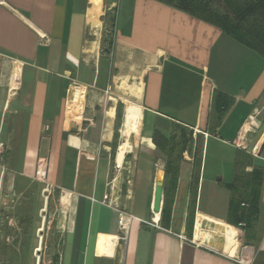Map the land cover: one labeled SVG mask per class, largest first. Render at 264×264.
I'll return each instance as SVG.
<instances>
[{"label":"crops","instance_id":"0c3cea01","mask_svg":"<svg viewBox=\"0 0 264 264\" xmlns=\"http://www.w3.org/2000/svg\"><path fill=\"white\" fill-rule=\"evenodd\" d=\"M129 104L142 111L140 139L119 166ZM263 110L264 58L165 3L0 0V205L16 228L0 264H264ZM253 170L256 211L238 229L229 202ZM39 183L41 213L57 197L55 223L29 238ZM119 212L131 218L124 236Z\"/></svg>","mask_w":264,"mask_h":264},{"label":"trees","instance_id":"16d2710c","mask_svg":"<svg viewBox=\"0 0 264 264\" xmlns=\"http://www.w3.org/2000/svg\"><path fill=\"white\" fill-rule=\"evenodd\" d=\"M157 1L221 28L225 33L264 58V0ZM110 28L111 30L113 28L112 21H110ZM222 107L225 108V105ZM153 142L156 146L159 145L154 138ZM242 181H244L245 189L241 198H231L229 202V215L235 217V220L231 219L229 222L236 226L252 218L256 211L260 171L253 170L251 176L246 179L242 178ZM167 212L168 203L163 208V220L168 218Z\"/></svg>","mask_w":264,"mask_h":264},{"label":"rangeland","instance_id":"374dc122","mask_svg":"<svg viewBox=\"0 0 264 264\" xmlns=\"http://www.w3.org/2000/svg\"><path fill=\"white\" fill-rule=\"evenodd\" d=\"M107 31L110 33L111 32V28H110V20L109 23L107 24ZM108 33V39H110V34ZM141 110V109H140ZM142 114V111H141ZM258 117L260 118L261 121V125L259 126V128L257 129V132L255 134V139L253 144H255L258 140V138L261 136L262 133H264V110L263 112H259L258 113ZM138 137V138H137ZM140 137L136 136L135 134H132L130 136V143L131 146L132 144H135V142L139 141ZM261 145H263L261 143ZM254 145L249 146L248 148H246L247 150L254 152ZM264 148V147H263ZM262 148V151H264V149ZM261 151V150H260ZM6 155V146L0 143V177L6 173V171L4 170V168L1 166L3 163V159L5 158ZM241 176H243L241 173H238V177L240 178ZM242 179V178H241ZM30 191L31 193L34 194V199L36 200L35 202H30V205H32V208L29 209L30 215H29V231H30V235L29 238H31V232L35 231L36 228H43L45 232L49 231L54 223L52 222V225L49 222L48 216L51 212H53L54 210H56V206H57V197L54 194V200L49 201L48 203V207L45 210L44 213H41L40 210L44 208V205L47 204L46 200L48 197V188L46 187L45 184L43 183H39L35 186L30 187ZM6 192V188L2 187V191H1V198L4 200H7V198L3 197L2 194H4ZM7 203V202H6ZM203 206V203H202ZM7 208L5 207V205L1 204L0 205V246L1 245H5V236L9 234L10 230H15V226H12L9 224V219L8 216L6 214L7 211L3 212L2 209ZM40 214V215H39ZM58 214H55V216L53 217L54 219H57ZM55 221V220H54ZM50 225V226H49ZM192 226V224H191ZM48 227L49 230L47 229ZM238 229H240V227L237 226ZM51 231V230H50ZM36 238V237H34ZM238 239V236H237Z\"/></svg>","mask_w":264,"mask_h":264},{"label":"bare ground","instance_id":"6f19581e","mask_svg":"<svg viewBox=\"0 0 264 264\" xmlns=\"http://www.w3.org/2000/svg\"><path fill=\"white\" fill-rule=\"evenodd\" d=\"M134 89H135L136 94H138L140 92L139 87H135ZM141 123H142V114H141L140 108L136 107L134 105H130V104L127 105L125 112H124L123 126H122V129L120 131L121 142L118 146L117 153H116V161H117V164L119 166H121L125 155L132 150V146L130 143V136L132 134L139 136V133L141 131ZM142 142L147 143L143 140H142ZM135 144H136V142H135ZM147 144H149V143H147ZM239 145H240V147H242V145H243L242 141H239ZM199 225H200V222H199ZM198 233H199V231L197 229L196 234H198ZM199 235L201 236L202 234L199 233ZM214 237H216V236H214ZM224 244H225L224 237L218 236L215 240L214 247H220L223 251Z\"/></svg>","mask_w":264,"mask_h":264},{"label":"built area","instance_id":"2783aa9c","mask_svg":"<svg viewBox=\"0 0 264 264\" xmlns=\"http://www.w3.org/2000/svg\"><path fill=\"white\" fill-rule=\"evenodd\" d=\"M238 147H240L239 144H237ZM41 172V175H40ZM36 179L42 180L44 178V164L43 162H39L38 170L36 173ZM131 221V218L126 213L119 212L118 215V230L119 233L124 236L128 229V224Z\"/></svg>","mask_w":264,"mask_h":264},{"label":"water","instance_id":"95a60500","mask_svg":"<svg viewBox=\"0 0 264 264\" xmlns=\"http://www.w3.org/2000/svg\"><path fill=\"white\" fill-rule=\"evenodd\" d=\"M161 199H162V182L161 179L159 178L156 182L155 186V195H154V208L153 211L158 213L160 211L161 207Z\"/></svg>","mask_w":264,"mask_h":264}]
</instances>
